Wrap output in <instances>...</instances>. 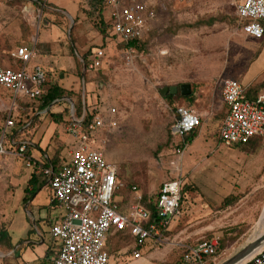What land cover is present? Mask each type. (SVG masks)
Masks as SVG:
<instances>
[{"label": "rangeland", "instance_id": "obj_1", "mask_svg": "<svg viewBox=\"0 0 264 264\" xmlns=\"http://www.w3.org/2000/svg\"><path fill=\"white\" fill-rule=\"evenodd\" d=\"M230 1L154 0L159 9L156 23L141 47L128 53L118 37L100 30V17L109 20L101 0H49L55 8L36 15L24 12V1L0 0L1 65L18 69L12 51L37 41L32 61L51 68L54 79L71 89L74 98L87 89L85 97L96 107L95 114H109L111 106L118 109V126L97 129L94 147L120 166L115 200L123 210L134 201L135 192L155 198L162 182L177 172L175 160L190 184L164 241L149 240L141 248L142 257L135 259L134 238L111 233L106 244L110 264H184L187 246L212 235L221 239L219 258L205 259L204 264H220L264 233V136L253 137L245 146H230L209 135L207 126L214 129L213 122L204 128L202 124L201 133L188 140L172 133L176 106L220 105L227 78L245 87L264 80V37L244 33ZM100 47L106 52L104 64L85 72L80 55ZM187 80L204 87V94L192 101L161 93V88ZM7 92L0 86V131L12 107ZM27 108L18 119L32 114ZM43 119V143L54 125V146L72 140L64 120L53 115ZM49 121L58 124L47 127ZM178 145L185 147L182 154ZM31 156L44 161L38 153ZM32 172L25 158L0 155V230L9 231L15 243L24 239L32 244L24 253L22 248L0 247V264H54L45 258V250L57 249L49 220L61 208L51 204L53 190L43 174L37 176L43 185L25 202Z\"/></svg>", "mask_w": 264, "mask_h": 264}, {"label": "built area", "instance_id": "obj_2", "mask_svg": "<svg viewBox=\"0 0 264 264\" xmlns=\"http://www.w3.org/2000/svg\"><path fill=\"white\" fill-rule=\"evenodd\" d=\"M36 3L39 13L48 8L49 0H28ZM109 12V28L118 37L128 53L135 51L132 40L143 38L157 20L155 7L143 0H102ZM235 14L244 33L254 39L264 37V0H231ZM24 12L36 15L31 6ZM38 54L37 41L32 46L20 45L12 56L21 62L18 69L0 65V86L10 90L12 107L0 133V155L14 154L26 159V165L36 175L43 174L53 190L52 201L62 210L59 221L51 226V235L60 243L55 264H110L111 254L106 244L111 233L128 232L134 239L133 257L139 259L141 248L149 240L163 242V234L170 230L175 214L179 213L184 179L177 172L159 187L157 199L158 218L150 221L151 212L143 203V195L136 193L128 209L122 210L115 200L121 184L120 166L107 159L101 149L95 148V131L118 126L116 107H111L109 117L97 112L91 122L83 126L84 116L71 115L67 130L74 139L62 165L55 167L48 158L43 162L27 153L29 141L21 139L28 123L19 127L14 111L23 108L19 101L34 100L46 91L47 70L40 63L30 64ZM105 58L103 48L93 49L84 65L86 70H98ZM247 88L240 81L227 78L222 95L227 106L220 125L222 141L232 145L246 144L253 137L264 136V89L256 97L248 98ZM28 98V99H26ZM202 125L195 110L178 105L172 133L185 137ZM16 130V136L9 137ZM10 133H9V132ZM15 149V150H14ZM182 154V151H178ZM136 191L138 187L133 185ZM219 237L203 238L188 245L184 261L204 264L205 259L217 260ZM240 264H264V244L248 260Z\"/></svg>", "mask_w": 264, "mask_h": 264}, {"label": "crops", "instance_id": "obj_3", "mask_svg": "<svg viewBox=\"0 0 264 264\" xmlns=\"http://www.w3.org/2000/svg\"><path fill=\"white\" fill-rule=\"evenodd\" d=\"M17 1H24V3H25L24 8H25V6H31V8L35 11V13L39 12L38 11L39 6L36 3L33 4V3L29 2L28 0H17ZM143 1H147V2L151 3L155 7V9L157 11V17H158L159 9L156 8L157 5L154 2V0H143ZM51 4L52 3L49 2L48 8L50 10H53V8H55V5H53V4L51 5ZM147 36H148V33L143 38H141L140 41L144 42ZM135 49H138V47H135ZM105 56H106V52H105ZM104 61H105V58H104ZM33 63H40V62L39 61H32L30 64H33ZM15 64H17L18 67L21 66V62L19 60H16V59H15ZM40 64L43 65V67L50 74H52L54 76V72L51 70V68L47 67L46 64H44L42 62ZM103 64H104V62H103ZM186 84H189L190 86L186 87L185 88V93H183L182 92V86L186 85ZM171 86H176L177 87V92L176 93H171V94H173V95H177L178 94V95L182 96L184 99H190L192 101L194 100V98L200 97L202 95L201 94L202 92H203V94L205 92L204 91V87L203 88L202 87H197L196 84L193 81H191V80H187L186 82H181V83H178V84H175V85L166 86V87H171ZM83 91H85V92H83V103H84L83 115H85V112L87 110L86 104L88 105L89 112L93 113L94 109L96 107L95 106L93 107V105H91V101H90V103H88V101L86 100L85 96H86V94L88 92L87 89H84ZM7 93L9 94V92H7ZM90 93H91V91H90ZM168 93H170V92L168 91L167 94ZM9 96H10V94H9ZM205 99H206V101L209 104L210 102H209V99H208V95H206ZM10 100H11V103H13L11 98H10ZM23 102H26L27 105H25V103L23 104ZM33 102H37V103H35V105L32 106L31 103H33ZM184 103H186V102H184ZM19 104L21 106H23V108L15 110L14 112L16 114H19L21 111H23L25 109V107H28L31 110V113H32V114L29 113V115H26L27 117L23 119L24 121L25 120L29 121V118L32 117V116H35L36 114L40 115L39 121L36 122L35 126H32V125H30L29 122H27L28 124L26 126V129L24 130V137H21L20 140H19V141H23L21 139H24V140L26 139L27 141H29V145H28V148H27V153L28 154L32 155L34 153H38L43 159L48 158L50 160V158L53 157L54 153L56 152L57 148L59 146H61V145L63 146V148L61 150L62 154L64 153L63 151L66 148H68L67 152H69V149L71 148V147L69 148V146L74 143V139L73 138L69 142H67L65 140H63V142L60 141L58 145L54 146L53 137L55 136L56 131L58 130L56 125H54V130L52 131V133H50L48 135V137H46V140H44L45 142L43 143V139H45V136H46V132L44 130L45 126L43 127V125H44L43 117H44V115H52L51 113H56L57 115H63L64 119L68 120L70 115H75V104H74V101H73L72 98H61V99H58L55 102H53L52 104H50L48 107H46L45 109H42V110H39V105H40L39 99H34V100H30L29 99V100H26V101H19ZM54 105H56V106L54 107ZM182 105H184V104H182ZM111 107H114V106H111ZM189 108L195 110L199 115H201L203 128H204V125H207V124L209 125L210 122H213V128L214 129H211V128H209V126H207L209 135L214 136V138L218 137V140L221 141L220 134H219V129H220V125H221V123H222V121H223V119L225 117L226 111H227V106H226V104L224 102L223 95H222V101H221L220 105L210 104V107H207L203 103V108L202 107L196 108L192 104H190ZM66 111L69 113L68 116H66ZM118 112L119 111L117 109V113L115 115H118ZM8 115H9V113L7 114V116ZM105 115H111V114L110 113L109 114L106 113ZM174 121H175V114H174V119H173L172 124L174 123ZM53 122L56 123L55 121H49L47 123V125H48L47 127L51 126V124H53ZM66 123H68V121ZM56 124H58V123H56ZM201 128H202V125L199 126L196 129V131H197L196 136L199 133H201ZM1 130H2V128H1ZM65 131H68V130H65ZM64 142H65V144H64ZM230 146H233V145H230ZM184 148L185 147H183L182 149L178 148L177 152L178 151H182V153H183ZM178 154H180V153L178 152ZM63 156H64V158L66 157V155H64V154H63ZM175 162H178V160H175ZM180 174H181V171H180ZM34 175L36 176V179H37L38 175H36L34 172H32L31 175H30L29 180ZM181 176H182V174H181ZM183 179H184V182H185L186 180H185L184 177H183ZM29 180H28V182H29ZM45 182L48 184L47 180H45ZM52 197H53V195H52ZM52 197H51V204L53 206H55V207L60 208L55 202L52 201ZM181 206H180V208H181ZM179 211H180V209H179ZM262 212H263L262 215L264 217V210H262ZM62 214H63V210L62 209L60 210V213L54 214V216H52V218L49 220L50 221V225H52V224L56 223L57 221H59L61 216H62ZM177 214L178 213H176L174 217H176ZM117 233H120V232H117ZM125 233H128V232H125ZM212 237H219V236L212 235L209 238H212ZM206 238H208V237H206ZM220 240L221 239L219 237V245L221 244ZM43 241L44 240H42V242ZM262 246L263 245H261L260 247H257L242 262L248 261ZM24 252H25V250H23V253ZM217 254H219V253H217ZM23 256H24V254H23ZM216 258L218 260L219 256L216 257ZM27 261H29V260H27ZM242 262H240V263H242Z\"/></svg>", "mask_w": 264, "mask_h": 264}, {"label": "trees", "instance_id": "obj_4", "mask_svg": "<svg viewBox=\"0 0 264 264\" xmlns=\"http://www.w3.org/2000/svg\"><path fill=\"white\" fill-rule=\"evenodd\" d=\"M101 4L103 6V9L106 10V6H105V4L103 3L102 0H101ZM210 22H212V21H207L206 23L209 24ZM262 24L264 26V19L262 20ZM99 28L108 37H110L112 35V31L109 28V24L106 22V19L104 17H102V16L100 17ZM142 43H143V41L141 42L140 39H137V40H132L130 42V45L139 48V46L141 47ZM122 46H124V45L122 44ZM92 52H93V49L91 48V49H88V51L85 52L84 54L80 55L79 65L81 66V68H84V65H85V63L87 61V58H88V56L90 54H92ZM45 89H46V91L44 92V94L41 97L38 98L39 101H40L39 110L45 109L46 107H48L50 104H52L53 102H55L58 99H61V98H72L73 101H74V104H75V116H78V117H82L83 116L84 103H83V95H82V93L79 94L76 98H74L72 96V94H71L73 91L71 89H67L66 87L61 85L58 82V80L54 79L53 75L50 74L48 71H47V83H46ZM263 89H264V80H261V81L255 83L254 85H250L247 88L246 95H247L248 98H254ZM167 96L172 98L175 95H173L171 93H168ZM24 103H25V105H27L26 102H23V104ZM86 106H87V110L85 112V116H84V119H83V123H82L83 126H86L87 124H89L91 122L93 116L95 115L94 112L93 113L89 112L87 104H86ZM26 110L24 112H27ZM51 114L53 115L54 119H56V118L58 119V117H59L60 119L64 120L65 122L69 121V119L65 120L63 115H57L56 113H51ZM26 115H28V114L26 113ZM20 116H21L20 114H18V116H16V122L18 123L19 127H22L27 122H29L30 125L35 126L36 122L39 121V118H40V115L36 114L35 116L30 117L29 121L28 120L24 121L22 119H18V117H20ZM70 117H71V115H70ZM195 131H193L190 134L186 135L184 138L186 140H188V138L190 136H196L197 131L196 132ZM16 134H17V131L14 130L13 133H11L9 135V137L12 138L13 136H16ZM246 144H248V143H246ZM246 144L235 143V144H232V145L233 146H239V145L245 146ZM62 148H63L62 145L59 146L57 148L56 152L54 153L53 157L50 158V163H52L55 167H60L62 165V162L65 159L64 156H62V151H61ZM178 148L182 149L183 146H181V145L179 146L178 145ZM42 185L43 184H38L36 176L34 175L29 180V187L26 188V195H25V198H24L25 202H27L30 199H32L33 197H35V195L37 194V192L39 191V189H40V187ZM190 188L191 187H190L189 183H186V182L183 183V186H182V201L185 199L186 194H187V192L189 191ZM158 194H159V191L156 194L155 198H149L148 199V197H146V196H144V198H143V203L145 204V206L151 212L150 221H154V220H156L158 218V209H157ZM182 201H181V205H182ZM120 233H125V232H120ZM17 245H18V247H17L16 251H18L21 248H22V250H25L29 245H32V244L30 242H28L27 240H24V239L20 240L18 243H15L13 241V237L10 234L9 231H7L6 229H1L0 230V247H1V249L12 250ZM59 246H60V243L58 242V246H57L56 250L48 247L46 249V251H45V258L47 260H51L54 264H55V261H54L55 257L58 254ZM220 249H221V244L217 247V253H219ZM44 262H46V261H44ZM184 264H187V262L184 261Z\"/></svg>", "mask_w": 264, "mask_h": 264}, {"label": "water", "instance_id": "obj_5", "mask_svg": "<svg viewBox=\"0 0 264 264\" xmlns=\"http://www.w3.org/2000/svg\"><path fill=\"white\" fill-rule=\"evenodd\" d=\"M84 71H86V68L84 67ZM83 71V72H84ZM189 84L183 85L182 86V92L185 93V88L189 87ZM170 93H176L177 92V87L176 86H171V87H164L161 89V93L166 95L167 92ZM264 244V233L257 237L253 242L242 248L239 252H237L235 255L230 257L229 259L225 260L224 262L220 264H239L242 262L250 253H252L257 247H260L261 245ZM18 246V245H17ZM15 246L14 249L17 248Z\"/></svg>", "mask_w": 264, "mask_h": 264}, {"label": "bare ground", "instance_id": "obj_6", "mask_svg": "<svg viewBox=\"0 0 264 264\" xmlns=\"http://www.w3.org/2000/svg\"><path fill=\"white\" fill-rule=\"evenodd\" d=\"M252 205V204H251ZM249 209V208H248ZM246 212H247V210H246ZM250 212V211H249ZM247 214V213H246ZM249 214V213H248Z\"/></svg>", "mask_w": 264, "mask_h": 264}]
</instances>
